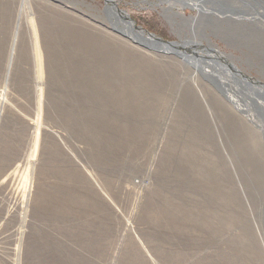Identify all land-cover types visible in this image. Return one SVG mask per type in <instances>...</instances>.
<instances>
[{"label":"rangeland","instance_id":"1","mask_svg":"<svg viewBox=\"0 0 264 264\" xmlns=\"http://www.w3.org/2000/svg\"><path fill=\"white\" fill-rule=\"evenodd\" d=\"M107 1L0 0V264H264V0Z\"/></svg>","mask_w":264,"mask_h":264},{"label":"bare ground","instance_id":"2","mask_svg":"<svg viewBox=\"0 0 264 264\" xmlns=\"http://www.w3.org/2000/svg\"><path fill=\"white\" fill-rule=\"evenodd\" d=\"M107 2H111V0H108ZM109 9L110 10H112V12L114 11L113 10V7H109ZM109 13V12H108ZM113 14L116 16V18L118 19V20H121V23L123 24V27L125 26L126 28H128V30L130 31V32H132L133 34H135V35H137V36H140V37H143L145 40H148L149 42L151 41V43L153 42V44L155 43V44H157L156 42H154L151 38L150 39H147L146 37H145V35H144V32L142 31H138L136 28H134V24H133V22L132 21H130V20H128L127 19V17L126 16H124V12H122V11H120L119 12V14H118V12H113ZM113 15V16H114ZM118 15H120V16H118ZM115 20V19H114ZM113 20V21H114ZM120 26V25H119ZM130 34V33H129ZM158 46H160L161 48H163V47H170L169 45H167V44H164V43H158L157 44ZM172 49H174L173 47H171ZM176 48V47H175ZM184 49H186L185 47L183 48V46H182V48L180 47V50L181 51H185ZM223 57V56H222ZM223 59V58H222ZM192 61H195V60H192ZM197 62V61H196ZM200 64V63H199ZM232 68V67H231ZM236 68V67H235ZM237 69V68H236ZM233 70V71H235V72H233V74H235V76H237V74H236V72H237V70ZM205 70V69H204ZM232 70V69H231ZM228 72H232V71H228ZM227 76V75H226ZM240 77H242V76H240ZM227 78V77H226ZM248 80H249V78H247ZM246 79V80H247ZM245 79H244V76H243V82H248V81H246ZM241 81V80H240ZM252 81V80H251ZM236 84V83H235ZM260 89V88H259ZM262 89H264V88H262Z\"/></svg>","mask_w":264,"mask_h":264},{"label":"water","instance_id":"3","mask_svg":"<svg viewBox=\"0 0 264 264\" xmlns=\"http://www.w3.org/2000/svg\"><path fill=\"white\" fill-rule=\"evenodd\" d=\"M128 20H130V21H132V19H130L129 17H128ZM134 28H136L138 31H143V32H145V30L144 29H142L141 27H139V26H136V25H134ZM146 38L147 39H149V38H151L154 42H156L157 44L158 43H164V44H167V45H172L171 47H174V49H175V47H176V49L175 50H173L174 52L175 51H177V49H178V44H176V43H170V42H166V41H163V40H161L160 38H157V37H155L153 34H151V33H148L147 32V36H146ZM177 54H179V55H181V56H183L182 58H184V57H186V52H176ZM187 59H188V57H186ZM189 63H190V61H189ZM254 82V81H253ZM256 83V82H255Z\"/></svg>","mask_w":264,"mask_h":264}]
</instances>
